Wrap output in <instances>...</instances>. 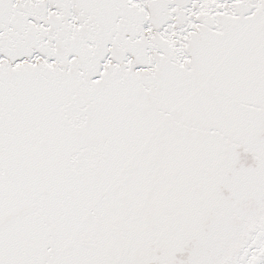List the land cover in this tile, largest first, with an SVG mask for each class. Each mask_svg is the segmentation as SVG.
<instances>
[{"label": "snow or ice", "instance_id": "6c2138e0", "mask_svg": "<svg viewBox=\"0 0 264 264\" xmlns=\"http://www.w3.org/2000/svg\"><path fill=\"white\" fill-rule=\"evenodd\" d=\"M0 264H264V0H0Z\"/></svg>", "mask_w": 264, "mask_h": 264}]
</instances>
